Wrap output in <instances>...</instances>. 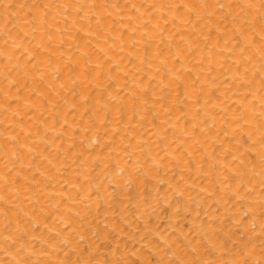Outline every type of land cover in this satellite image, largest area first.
Masks as SVG:
<instances>
[{
    "label": "bare ground",
    "instance_id": "obj_1",
    "mask_svg": "<svg viewBox=\"0 0 264 264\" xmlns=\"http://www.w3.org/2000/svg\"><path fill=\"white\" fill-rule=\"evenodd\" d=\"M168 2L0 0V264H264L261 0Z\"/></svg>",
    "mask_w": 264,
    "mask_h": 264
},
{
    "label": "snow or ice",
    "instance_id": "obj_2",
    "mask_svg": "<svg viewBox=\"0 0 264 264\" xmlns=\"http://www.w3.org/2000/svg\"><path fill=\"white\" fill-rule=\"evenodd\" d=\"M5 6L7 7L8 5H5ZM45 7H47V5H45ZM80 7L84 8V9L88 8L87 5H81ZM91 7L93 9H97L98 5L94 3V4L91 5ZM111 7L112 8H116L117 5L116 4H112ZM132 7L135 8V5H132ZM157 7H160V8L166 7L169 13L173 12L174 10L177 11L178 13H182L184 11H187L189 13V16H190V19L187 22L190 23L191 19H195V18H198L200 16L201 9H207V8L210 7V5L208 3H198V4H194L192 6V8L189 9V6L187 4L172 3L169 0V2L167 4H163L162 3L159 6L156 5V4H152L151 5L152 9H156ZM219 7H220V9H224L225 5L223 3H221L219 5ZM229 7L233 8V9L239 8L241 11H244L245 9H247L248 14L249 15H253V11L252 10L256 8V5L252 2V0H247L246 3L231 4V5H229ZM193 13L195 14L194 16L192 15ZM258 16H259V20H260V23H261V31L264 32V0H261V4H260L259 10H258ZM149 23H150V21H149ZM237 31H239V30H237ZM7 43H8V41L5 40V44H7ZM13 46L16 47V48H20V45H18V44H15ZM245 51H247V50L245 49ZM259 51H260L261 57L264 58V43L261 44V47H260ZM5 52H7V49H5ZM21 52H23V49H21ZM14 55H17V53H12V55L6 56V60L4 62H6L8 60H11L12 56H14ZM5 79L7 80V77H5ZM262 84H264V79H262ZM261 100H264V96L261 97ZM261 115L264 116V108H262V110H261ZM260 128L262 130L260 143L262 145H264V122H261ZM249 131H251V130H249ZM261 158H262V160H264V153L261 154ZM0 179L4 180L5 185L7 187L8 182L10 180V174L8 176L0 177ZM261 184L264 185V180H261ZM175 195H183V193L177 191L175 193ZM177 211H179V209H177ZM262 219H264V216H262ZM66 228L69 231L75 232V229L71 225H66ZM19 231H22V230L21 229H17V232H19ZM59 236H60V234L56 233L55 235H53L51 237V240L46 242L47 243V247H45L43 249V253L44 254H47L49 248L54 247V245H55V243L57 241V238ZM4 239L6 241L11 242V244L13 245L14 248L17 246V244H19V248H18V250L16 252V255H18V256H29V254H28V246L25 243H21L20 242L21 240H27L26 236L18 237L17 239H13V233H9L7 236L4 237ZM32 239H37V237L33 236ZM80 239L83 240L84 237L81 235ZM169 239H170V237H169ZM142 241L144 242V246L147 247V243L149 242V237L148 236L142 237ZM61 242L62 243H67V241H65V240H62ZM164 243L167 244V241L165 240ZM132 255L133 256L136 255V250L135 249L133 250ZM5 264H8V262H5ZM13 264H33V261L31 259V257L29 256V258L23 259L21 261H15L14 260ZM47 264H52V262L48 261ZM59 264H81V261H79V260L72 261L71 258L69 257L67 260L60 261ZM84 264H112V262H102V261L97 260L94 257L91 260L85 261ZM115 264H125V262L124 261H117V262H115ZM131 264H141V261L139 259H135V260L131 261ZM144 264H152V261L145 260ZM157 264H165V262L163 260H161V261H158ZM167 264H192V262H189L187 260H184V261L172 260V261H168ZM198 264H219V262L218 261L217 262H213L211 260H208V261L198 262ZM245 264H249V262L245 261Z\"/></svg>",
    "mask_w": 264,
    "mask_h": 264
}]
</instances>
